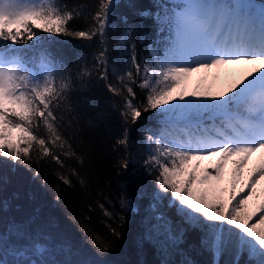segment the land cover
<instances>
[{"label": "snow or ice", "instance_id": "snow-or-ice-1", "mask_svg": "<svg viewBox=\"0 0 264 264\" xmlns=\"http://www.w3.org/2000/svg\"><path fill=\"white\" fill-rule=\"evenodd\" d=\"M117 6L118 0H97L88 27L78 30L74 23L81 12L59 0H0V157L29 171L44 157L61 168L66 166L62 156L83 163L66 135L74 123L70 99L74 77L65 60L52 50V38L100 40L95 63L89 67L79 58L75 78L83 82L95 74L119 97L116 108L124 132L117 144L124 154L118 167L133 179L138 161L130 133L143 122L144 113L153 114L155 127L142 133L146 151L142 163L148 175L154 176L156 189L149 193L146 185H140L133 195L125 188L120 207L135 213L138 201H149L146 234L157 238L160 264H176L169 258L171 250L179 249L188 230L201 233L200 245L212 254L213 264H221V257L228 254L231 264H242L244 257L243 264H264V227H260L264 226V201L257 211H248L257 185L264 181V162L244 178L253 155L264 158V14L239 3L220 11L214 0H157L156 13L141 15H153L164 38L156 48L149 45L151 59L143 61L132 44L125 62L128 66L120 74L121 69L110 59L108 40ZM129 36L130 31L116 46ZM218 67H240L226 89L178 92L192 74ZM137 85L139 91L134 88ZM34 145L35 161L30 155ZM213 158L218 162L201 173L200 162ZM229 161L234 165L231 185L221 187ZM71 172L79 176L75 168ZM33 175L39 177L40 172ZM57 175L64 184H72L65 175ZM80 183L86 186L85 179ZM162 193L167 195L166 206L175 210L186 228L176 231L159 210ZM88 207L93 210V205ZM99 207L112 236L119 238L120 232L107 221L122 224L125 217L104 204ZM12 229L0 233V264H4L5 252L12 257L8 264H58L24 259L25 250L13 243L18 230L14 225ZM85 235L99 257L111 250L107 243H100L98 235ZM65 248L71 252L70 245ZM36 250L45 251L39 245ZM78 264L108 262L84 259ZM180 264L194 262L185 257Z\"/></svg>", "mask_w": 264, "mask_h": 264}, {"label": "trees", "instance_id": "trees-1", "mask_svg": "<svg viewBox=\"0 0 264 264\" xmlns=\"http://www.w3.org/2000/svg\"><path fill=\"white\" fill-rule=\"evenodd\" d=\"M253 1L264 3V0ZM59 2L81 12L74 28L81 30L88 27L90 17L96 11L97 0ZM157 11V0H118V6L111 17L112 28L108 33V40L110 59L119 66L120 74L128 66L125 62L132 44H135L138 56L143 61L151 59L149 45L156 48L158 42L164 38L157 30L154 16L141 15L144 12L154 14ZM129 31V38L116 46L119 38ZM52 39L55 41L52 50L65 60L74 77V87L70 92L74 123L66 135L71 138L73 148L83 158V163L75 158L62 156L66 166L61 168L50 157H44L39 164L33 163L32 170L29 171L0 157V233H11L14 225L18 231L13 236V243L25 250L27 254L24 259L33 261L48 260L58 264L71 261L72 264H78L84 259H103L108 264H160L161 253L157 238L148 237L146 234L147 217L150 216L149 201H138L139 210L135 213L120 207V198L125 188L133 195L136 187L140 185H146L149 193L156 189L154 176L148 175L142 163L146 156L142 133L145 129L155 127L153 114L144 113L141 117L143 122L133 126L130 133L134 142L132 151L138 161L137 177L133 179L118 167L124 154V149L117 144L124 132L123 121L116 108L120 102L119 97L109 92L105 82L95 74L91 78L86 77L83 82L75 78L80 71L78 59L84 58L91 67L95 63L96 53L102 47L101 41H81L65 36ZM134 88L139 91L138 85ZM41 131L47 135L46 130ZM30 155L35 161L36 145ZM72 168L76 169L79 176L72 174ZM37 170L40 172L39 177L33 175ZM57 173L65 175L72 184H64ZM81 179L86 180V186L81 185ZM227 187L230 188V185ZM161 195L163 199L158 205L159 210L169 218L176 231L186 228L175 210L166 206L167 195ZM255 196L252 199H258L259 194ZM90 204L93 205L91 211L88 207ZM99 204H104L106 208L125 217L122 224L107 221L120 232L119 238L112 236L105 223L107 218ZM249 204L248 209L251 207ZM85 217H90V220H85ZM85 233L93 237L98 235L101 237L100 243H107L111 250L105 256L99 257L93 241L87 239ZM200 236V232L188 230L184 242L179 245V249L171 250L169 258L176 264H180L185 257L190 258L194 264H213L212 254L200 245ZM37 245L45 251L37 252ZM65 245L71 246V252ZM11 259L5 252L4 264H8ZM244 259L246 257L242 258V264ZM231 260V254L225 255L221 257V264H231Z\"/></svg>", "mask_w": 264, "mask_h": 264}, {"label": "rangeland", "instance_id": "rangeland-1", "mask_svg": "<svg viewBox=\"0 0 264 264\" xmlns=\"http://www.w3.org/2000/svg\"><path fill=\"white\" fill-rule=\"evenodd\" d=\"M179 3V0H177ZM215 6L218 10L223 11L227 9L230 5L239 3V5L244 8H251L253 11H260L261 14H264V3L251 1V0H214ZM240 73V67L230 68V67H218L216 69L211 70L210 72H200L194 73L189 76L186 81L181 85V88L178 89V92H192V91H203L210 90L212 92H219L223 89H226L231 83L232 79L238 76ZM18 136L19 133L14 134ZM218 162V158H213L211 160H204L200 162V172L207 168L211 170V168ZM261 162H264V158H262L261 154L257 153L253 155L251 158L248 167L245 169L244 178L247 179L250 170L259 165ZM234 165L231 161L228 162L225 168V177L223 182L221 183V187H227L232 180V171ZM257 194H259L258 199H252L251 207L248 211H257L258 205L261 201L264 200V181H261L259 185H257ZM256 194V195H257ZM256 197V196H255ZM264 227V226H260Z\"/></svg>", "mask_w": 264, "mask_h": 264}]
</instances>
